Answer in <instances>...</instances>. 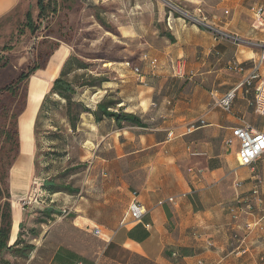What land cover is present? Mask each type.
Returning a JSON list of instances; mask_svg holds the SVG:
<instances>
[{
  "label": "crops",
  "instance_id": "0c3cea01",
  "mask_svg": "<svg viewBox=\"0 0 264 264\" xmlns=\"http://www.w3.org/2000/svg\"><path fill=\"white\" fill-rule=\"evenodd\" d=\"M164 1L240 41L215 36L179 12L155 6V1L135 0L143 17L148 8L157 7L156 22L142 35H137L143 30L141 23L113 27L123 43L139 42L141 54L136 62L126 59L119 64L122 70L113 69L116 77L95 96L112 89L117 102L111 111L135 116L140 127L122 122L119 128L112 118L99 121L104 135L96 165L102 167L93 179L95 185L87 188L89 195L70 211L62 206L66 200L61 194H51L48 204L37 211L33 205L20 206L30 186L37 181L41 187L44 180L33 177L29 183L32 150L24 170L14 172L24 155L22 117L18 119L20 155L9 173L7 242L10 247L17 244L18 253L3 252L2 264H262L264 232L247 233L245 226L253 220L264 225V157L242 167L236 160L238 142L230 146L225 142L243 123L264 133V123H257L264 118L252 112L251 97L240 90L229 112L217 104L259 59L261 50L255 45L264 42V34L252 8L264 7V0ZM18 3L0 0V19ZM144 54L157 60L154 72L141 60ZM233 63L244 72L229 71ZM260 75L264 80V63ZM192 124L196 128L187 131ZM255 176L263 180L258 189L261 203L251 213L244 210L242 200L251 195ZM237 182L241 186L236 188ZM117 191L125 197L121 216ZM133 198L144 210L141 222L127 218L122 225ZM64 209L68 212L62 215Z\"/></svg>",
  "mask_w": 264,
  "mask_h": 264
},
{
  "label": "rangeland",
  "instance_id": "374dc122",
  "mask_svg": "<svg viewBox=\"0 0 264 264\" xmlns=\"http://www.w3.org/2000/svg\"><path fill=\"white\" fill-rule=\"evenodd\" d=\"M150 1H155V6L158 3L163 5L167 12L175 11L169 1ZM36 3L37 0H20L11 13L0 19V88L25 73L32 63L41 68L25 86H20L18 99L6 96L0 100V132L9 124L6 113L10 115L25 109L18 115V120L34 107L30 84L33 78L42 79L47 88L38 101L29 133V118L24 117L26 123L20 125V134L24 137L30 135L29 150H24V164L28 163L29 151H34L28 173L30 185L33 177L45 183L53 182L54 189L66 200L62 206L71 211L74 204L89 195L87 188L95 185L93 179L97 178L102 167L96 162L103 130L94 117L81 112L84 108L93 112L99 102L116 103L117 96L110 88L102 90L104 95L99 93L96 97L95 94L102 85L106 86L105 83L116 77L113 69L122 70L119 64L126 59L136 62L141 54L139 42L123 43L113 27L126 22L138 27L141 23L143 30H138L137 35L145 34L146 29L149 27L150 31L156 22L157 7L148 8L143 17L135 6V0H43L47 12L39 17ZM27 12L31 14L35 32L25 25ZM182 17L187 18L186 13ZM62 69L65 72L63 78L73 89L70 102L77 104L71 108L73 125L67 116L68 103L50 93L51 83L60 76ZM43 103L44 107L39 112ZM257 123L263 124L264 120L257 119ZM111 128V125L106 128V133L109 134ZM9 155L8 146L0 139V162L5 163L10 159ZM19 155L20 151L12 166ZM39 186L40 182L35 181L27 196V199L33 197L31 206H35L37 211L44 206L39 200H45ZM117 195L116 209L121 216L125 197L120 191Z\"/></svg>",
  "mask_w": 264,
  "mask_h": 264
},
{
  "label": "built area",
  "instance_id": "2783aa9c",
  "mask_svg": "<svg viewBox=\"0 0 264 264\" xmlns=\"http://www.w3.org/2000/svg\"><path fill=\"white\" fill-rule=\"evenodd\" d=\"M174 7V6H173ZM175 11L179 12L181 15H185L186 12L179 11L176 7H174ZM188 20H191L192 23L199 25L200 27L203 26L204 28L208 29L213 35H221L224 38H228L235 42H239L240 40L235 36L225 35L218 30L213 29L210 27L206 20L200 18H196L194 16H190L187 14ZM252 16L255 23L262 28L264 34V7H254L252 8ZM259 50H261L259 59L253 63L251 66V70L247 75L242 77L240 83L234 88V90L230 91L229 93L225 94L221 99L218 101V106H220L225 112H229L234 101V97L237 91H242V93L246 96L251 97L249 101V107L251 108L252 112L255 113L257 116L264 118V80L260 75V68L264 63V42L258 43L255 45ZM142 61L148 62L150 69L152 72L155 71L157 66V60L150 59L147 55L141 56ZM125 66L130 67L129 62H124ZM229 71L242 73L244 72V68L236 65L233 63L228 68ZM134 73L139 77L141 76V70L135 68ZM200 125H203V122H200ZM196 126L194 124L190 125L187 131L194 130ZM168 137H172V133H169ZM237 141L239 145V150L236 153V160L238 164L242 167H251L255 162L259 161L261 158L264 157V133L258 132L250 128L246 123H243L241 126L235 127L232 132V140H226L225 144L230 146L233 141ZM192 169L188 170V173L191 172ZM263 180L259 176H255V184L252 188V193L249 197H246L242 200L244 204V210L246 212H253L255 206L261 203L259 199V186L262 184ZM241 183L237 182L235 187H240ZM36 201V200H35ZM33 202V197L24 200L22 202V208H28L31 206ZM170 203H174V199H169ZM39 203L45 204L44 201L39 200ZM162 202H160L161 204ZM28 206V207H25ZM127 214L122 220L121 224L124 225L126 219L128 218L130 223H140L141 219L144 214V210L138 205L135 198H133L128 206ZM68 209H64L61 211L62 215L67 214ZM147 228L150 226L146 225ZM245 230L247 233H252L254 230L259 231L260 233L264 232V225L260 222V220H253V222L247 224L245 226ZM94 234H99V230L96 229ZM264 239V237H263ZM261 263L264 264V254L260 258Z\"/></svg>",
  "mask_w": 264,
  "mask_h": 264
},
{
  "label": "trees",
  "instance_id": "16d2710c",
  "mask_svg": "<svg viewBox=\"0 0 264 264\" xmlns=\"http://www.w3.org/2000/svg\"><path fill=\"white\" fill-rule=\"evenodd\" d=\"M37 9H39V17L43 16L47 12V5L43 3V0H37L36 3ZM2 19V18H1ZM25 25L32 32H35V26L32 25L31 14L27 12L25 15ZM0 57V62H1ZM129 60V59H127ZM41 69L37 64L32 63L29 68L25 71V73L20 74L16 79L10 82L8 85L0 88V100L6 96H9L11 99H18L20 96V86H25L29 79ZM65 72L63 69L61 70L60 76L52 82L50 93L57 95L60 99L62 98L65 102L68 103L67 112L68 118L73 123V117L71 114V108L77 107V104H73L70 102V96L73 92L71 84L66 81L63 77ZM26 99V98H25ZM116 103H104L99 102L96 106V109L93 112H90L87 108H84L81 113H88L92 117L95 118L96 122L101 121L102 119L112 118L114 119L116 126L120 128L122 122H127L129 124L140 127V121L132 115L127 113H114L111 111L112 107L115 106ZM44 107V103L40 107V111H42ZM25 109L19 111L18 113L8 115L9 124L8 126L0 132V139L3 140V144L8 146V151L11 152V156L9 155L8 159L5 163L0 162V257L3 252H15L18 253V250L15 249L17 244H14L13 247L7 246V242L9 239L10 233V225H11V214H10V190H9V173L12 169V162L19 154V135H18V115L20 116ZM41 191L45 193L44 202H48V195L55 194L58 191L55 190V185L53 182L45 183L40 187ZM70 192H72L70 190ZM31 250V247H27ZM1 261V260H0ZM2 264V261L0 262ZM6 264V263H5Z\"/></svg>",
  "mask_w": 264,
  "mask_h": 264
},
{
  "label": "bare ground",
  "instance_id": "6f19581e",
  "mask_svg": "<svg viewBox=\"0 0 264 264\" xmlns=\"http://www.w3.org/2000/svg\"><path fill=\"white\" fill-rule=\"evenodd\" d=\"M56 74V73H55ZM47 79V78H46ZM42 80V79H41ZM41 80L37 79V78H33L32 81H31V84H30V88H31V97L32 98V103H34V107L32 109H30V111H28L25 116H23L20 120H21V125L24 126L26 121L23 119L24 117H27L29 118V121L28 119L26 118V120L28 121L27 125L29 126V130H28V133L30 131V127H31V124H32V117H33V114L36 110V107L38 106V101L39 99L42 97L43 93L45 92L46 90V84L44 82H42ZM32 114V115H31ZM29 115V116H28ZM24 141V142H23ZM22 142L24 143L25 147L22 148V150H29V145H30V135L27 134L26 137L22 136ZM30 152V151H29ZM24 159L21 158V160L16 164V170L14 169V172L16 171H21V170H24ZM16 178H18V175H14V181L16 180Z\"/></svg>",
  "mask_w": 264,
  "mask_h": 264
}]
</instances>
